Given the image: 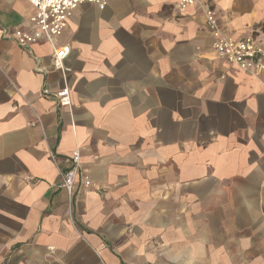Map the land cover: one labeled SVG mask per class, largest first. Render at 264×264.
I'll return each mask as SVG.
<instances>
[{
  "label": "crops",
  "instance_id": "0c3cea01",
  "mask_svg": "<svg viewBox=\"0 0 264 264\" xmlns=\"http://www.w3.org/2000/svg\"><path fill=\"white\" fill-rule=\"evenodd\" d=\"M179 1L76 7L65 82L45 40L13 39L35 9L0 0V264H264V73L218 58L204 19L264 44V0ZM75 152L93 186L69 202Z\"/></svg>",
  "mask_w": 264,
  "mask_h": 264
},
{
  "label": "built area",
  "instance_id": "2783aa9c",
  "mask_svg": "<svg viewBox=\"0 0 264 264\" xmlns=\"http://www.w3.org/2000/svg\"><path fill=\"white\" fill-rule=\"evenodd\" d=\"M34 9L35 14L29 19L33 26V31L28 34L16 35L13 39L22 49L30 50L31 46L45 40L52 49V68L58 71L63 81L66 82L67 75L71 69L64 65V59L69 53L67 47H56L54 42L63 33L68 18L72 11L82 4L95 5L99 10H104L106 6L114 0H24ZM196 0H180L177 9L182 11L194 5ZM205 24L212 39V50L216 56L229 65L236 67L240 71L259 76L264 73V44L252 37L241 40H234L226 37L218 26L216 14L210 9H204ZM7 37L6 30L2 31ZM44 93H46L44 91ZM55 97L62 107L70 106V94L66 84L55 94ZM54 159L53 156H51ZM79 174V157L75 152L70 160V167L59 172L60 188L67 194L71 202L75 193L80 187L90 188L92 182L87 176L81 179L77 186Z\"/></svg>",
  "mask_w": 264,
  "mask_h": 264
}]
</instances>
